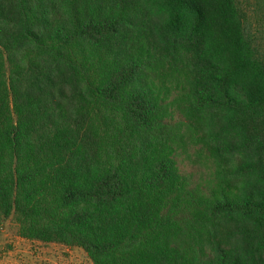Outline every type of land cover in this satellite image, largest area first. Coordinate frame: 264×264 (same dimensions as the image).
Wrapping results in <instances>:
<instances>
[{
	"label": "trees",
	"instance_id": "obj_1",
	"mask_svg": "<svg viewBox=\"0 0 264 264\" xmlns=\"http://www.w3.org/2000/svg\"><path fill=\"white\" fill-rule=\"evenodd\" d=\"M0 225L264 264V0H0Z\"/></svg>",
	"mask_w": 264,
	"mask_h": 264
},
{
	"label": "rangeland",
	"instance_id": "obj_2",
	"mask_svg": "<svg viewBox=\"0 0 264 264\" xmlns=\"http://www.w3.org/2000/svg\"><path fill=\"white\" fill-rule=\"evenodd\" d=\"M15 228L0 225V264H93L80 248L24 239Z\"/></svg>",
	"mask_w": 264,
	"mask_h": 264
}]
</instances>
